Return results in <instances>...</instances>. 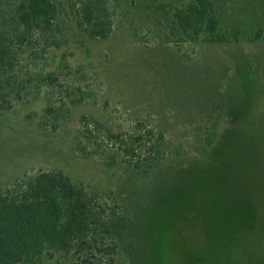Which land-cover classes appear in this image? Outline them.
<instances>
[{"label":"rangeland","instance_id":"1","mask_svg":"<svg viewBox=\"0 0 264 264\" xmlns=\"http://www.w3.org/2000/svg\"><path fill=\"white\" fill-rule=\"evenodd\" d=\"M125 5L129 13L118 18L113 39L76 38L51 54L49 64L61 67L68 88V112L56 130L41 124L50 101L46 90L0 111V185L62 168L91 186L127 190L122 162L108 166L79 151L82 144L97 146L82 131L84 115L113 130L130 129L142 118L188 146L199 133L205 136L219 111L212 106L223 105L216 142L198 151L201 165L190 163L154 206L153 245L160 264H264V0H221L219 30L187 44L193 55L187 63L163 42L152 0ZM148 33L154 49L145 48ZM60 95L56 91L51 101L61 103ZM103 148V158L115 151ZM28 264L72 263L47 254Z\"/></svg>","mask_w":264,"mask_h":264},{"label":"trees","instance_id":"2","mask_svg":"<svg viewBox=\"0 0 264 264\" xmlns=\"http://www.w3.org/2000/svg\"><path fill=\"white\" fill-rule=\"evenodd\" d=\"M220 1L152 0L163 25V42L183 62L193 58L187 44L219 30ZM128 13L125 0H0V111L13 110L46 90L50 101L41 124L56 130L68 112V88L61 67L49 64L51 54L76 38L113 39L118 18ZM146 41L145 48H156L151 37ZM56 91L61 94L59 104L51 101ZM212 107L219 111L205 126L208 140L199 133L188 146L142 118L130 129L113 130L84 115L82 131L97 146L82 144L79 151L108 166L122 162L129 171L128 189L97 188L62 168L40 169L32 177L1 184L0 264H28L47 254L72 264H160L161 253L152 240L156 232H150L153 209L190 163L201 165L198 151L216 142L224 106ZM104 146L114 153L100 157ZM199 177L204 178L202 172ZM194 195L204 200L200 190Z\"/></svg>","mask_w":264,"mask_h":264}]
</instances>
